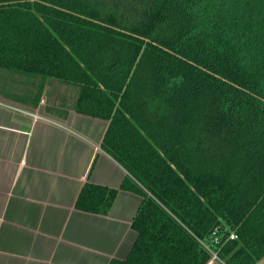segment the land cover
<instances>
[{
	"label": "trees",
	"instance_id": "trees-1",
	"mask_svg": "<svg viewBox=\"0 0 264 264\" xmlns=\"http://www.w3.org/2000/svg\"><path fill=\"white\" fill-rule=\"evenodd\" d=\"M0 70L36 80L23 102L56 81L77 94L49 111L109 121L101 147L142 195L109 264H206L215 226L226 264L264 259V0H0ZM119 189L87 181L76 207Z\"/></svg>",
	"mask_w": 264,
	"mask_h": 264
},
{
	"label": "crops",
	"instance_id": "crops-1",
	"mask_svg": "<svg viewBox=\"0 0 264 264\" xmlns=\"http://www.w3.org/2000/svg\"><path fill=\"white\" fill-rule=\"evenodd\" d=\"M59 85L49 82L35 105L18 97L28 87L0 84V264H109L137 238L142 195L120 188L129 172L101 147L109 121L68 106L49 111L63 102L43 105L52 90L63 93ZM87 181L120 188L107 213L76 207Z\"/></svg>",
	"mask_w": 264,
	"mask_h": 264
},
{
	"label": "rangeland",
	"instance_id": "rangeland-1",
	"mask_svg": "<svg viewBox=\"0 0 264 264\" xmlns=\"http://www.w3.org/2000/svg\"><path fill=\"white\" fill-rule=\"evenodd\" d=\"M18 83V85H22L25 87H32L35 83L36 80L35 79H30L28 76L23 75L21 73H7L6 71H1L0 70V84L1 83ZM59 83V82H57ZM60 84V83H59ZM60 87H62L63 90V95L59 90H52V94H51V98L48 97V99L45 98V102L43 103L44 106H48V104H50L51 101H54V103H56V101L54 100L55 98L59 99L57 100L58 103H60L63 98H66V101H70L68 99H73L77 92L76 90H74L72 87H68L65 84H60ZM55 89V88H54ZM51 100V101H50ZM43 106V107H44ZM261 264H264V259L261 261Z\"/></svg>",
	"mask_w": 264,
	"mask_h": 264
},
{
	"label": "built area",
	"instance_id": "built-area-1",
	"mask_svg": "<svg viewBox=\"0 0 264 264\" xmlns=\"http://www.w3.org/2000/svg\"><path fill=\"white\" fill-rule=\"evenodd\" d=\"M0 105H6V104H5V102L0 101ZM11 107H14V109H18L20 111H23V112L31 115L34 118V120L44 118V116L41 115L38 111L25 110L23 108H19L16 106H11ZM219 232H220L219 227L215 226V228L213 229V231L210 235L211 241L204 243L205 247L211 253V258L209 259V261L206 264H226L225 261L220 257L218 249L215 248V246L221 242ZM230 237L234 238L235 234L232 233ZM256 264H261V263L258 262Z\"/></svg>",
	"mask_w": 264,
	"mask_h": 264
}]
</instances>
